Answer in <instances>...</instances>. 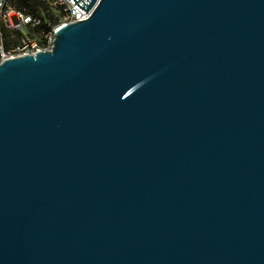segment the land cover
<instances>
[{
	"label": "water",
	"instance_id": "water-1",
	"mask_svg": "<svg viewBox=\"0 0 264 264\" xmlns=\"http://www.w3.org/2000/svg\"><path fill=\"white\" fill-rule=\"evenodd\" d=\"M76 6L0 63V264H264V0Z\"/></svg>",
	"mask_w": 264,
	"mask_h": 264
},
{
	"label": "built area",
	"instance_id": "built-area-1",
	"mask_svg": "<svg viewBox=\"0 0 264 264\" xmlns=\"http://www.w3.org/2000/svg\"><path fill=\"white\" fill-rule=\"evenodd\" d=\"M56 11H62L63 22L84 19L88 12L72 0H45ZM42 18L17 8L14 0H0V63L9 57L51 49L57 26L41 28Z\"/></svg>",
	"mask_w": 264,
	"mask_h": 264
},
{
	"label": "trees",
	"instance_id": "trees-1",
	"mask_svg": "<svg viewBox=\"0 0 264 264\" xmlns=\"http://www.w3.org/2000/svg\"><path fill=\"white\" fill-rule=\"evenodd\" d=\"M17 8L38 15L42 18L41 28L50 29L63 21L62 11L54 10L45 0H14Z\"/></svg>",
	"mask_w": 264,
	"mask_h": 264
}]
</instances>
